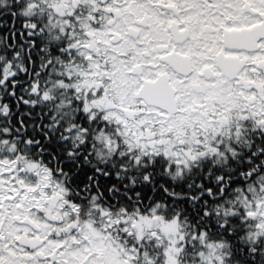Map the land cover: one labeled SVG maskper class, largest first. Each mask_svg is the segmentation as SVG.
Masks as SVG:
<instances>
[{"label": "snow or ice", "instance_id": "obj_1", "mask_svg": "<svg viewBox=\"0 0 264 264\" xmlns=\"http://www.w3.org/2000/svg\"><path fill=\"white\" fill-rule=\"evenodd\" d=\"M0 264H264V0H0Z\"/></svg>", "mask_w": 264, "mask_h": 264}]
</instances>
